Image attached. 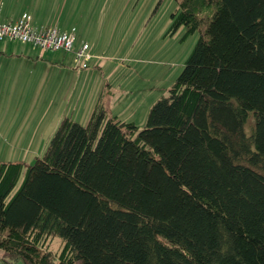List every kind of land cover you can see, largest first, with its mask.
I'll list each match as a JSON object with an SVG mask.
<instances>
[{
    "label": "trees",
    "instance_id": "obj_1",
    "mask_svg": "<svg viewBox=\"0 0 264 264\" xmlns=\"http://www.w3.org/2000/svg\"><path fill=\"white\" fill-rule=\"evenodd\" d=\"M172 19L201 34L143 128L97 104L34 163H0L5 264H264V0Z\"/></svg>",
    "mask_w": 264,
    "mask_h": 264
},
{
    "label": "rangeland",
    "instance_id": "obj_2",
    "mask_svg": "<svg viewBox=\"0 0 264 264\" xmlns=\"http://www.w3.org/2000/svg\"><path fill=\"white\" fill-rule=\"evenodd\" d=\"M38 1L42 5L47 0ZM178 3L179 0H48L42 11L57 17V21L63 17L60 24L64 30L68 24L80 26L96 57L89 61V68L79 73L72 67L62 74L56 71L57 80L48 84L44 77L34 89L13 78H3L5 68L13 72L16 66L24 76V65H18L20 61L12 57L14 52L9 48L20 54L19 48L29 44L0 42V48L6 50L0 75V163H34L45 153L65 117L85 125L98 103L120 119L135 121L143 128L151 107L168 95L201 34L197 30L184 37V26L171 32L172 14ZM65 54L74 60L72 52L65 51L49 52L46 57L53 60ZM46 70L50 77L54 69ZM61 246L59 239L51 241L53 250ZM0 264L5 263L0 259Z\"/></svg>",
    "mask_w": 264,
    "mask_h": 264
},
{
    "label": "crops",
    "instance_id": "obj_3",
    "mask_svg": "<svg viewBox=\"0 0 264 264\" xmlns=\"http://www.w3.org/2000/svg\"><path fill=\"white\" fill-rule=\"evenodd\" d=\"M22 1L23 0H1L0 7L3 10L1 11V9H0V13H1L2 20L8 21L11 18V16H13L14 18H17V17L21 16L23 13H29L33 16L34 21L37 23L58 25L59 27L63 28L60 24L61 21L63 20V17L59 18L58 19L59 21H57V19H56L57 17H55V16L52 17L49 14H47L46 12L42 11V7L44 6V4H46L48 2V0L45 1V3H43L42 5H41V1H38V0H32V1L28 0L26 2L24 1V3H22ZM20 4H23V6H19ZM44 20L52 21V23H45ZM67 26H68L66 28L67 30H69L70 28L71 29L74 28L77 32V41H76L77 47H79L84 42L89 43L87 38L84 37L85 36L84 30H81L80 26L76 27L75 25H72V24H68ZM63 29H65V28H63ZM0 42H2V41H0ZM7 43H10V42H7ZM13 43H16V42H13ZM13 43H10V44H13ZM28 44L29 45H24V46H21L19 48L20 54L15 53V50H16L15 48H13V47L9 48L10 52H14L12 57H15V59L17 61H20V62H18L19 63L18 65H24V66H22V67H25L24 76H23V73L21 71V68H18L20 70L19 71L17 69V66H16V68H14L13 72H11V71L8 72V69H6V68L4 69L5 56H3V55L6 54V50L4 48H0V75L2 73V70L4 69V71H3V75H4L3 78L4 79L5 78H13L15 80V82L20 81L21 85L28 84V87L31 86V88L34 89V88H36L35 85L36 86L39 85L41 79L44 77L48 78V84H50V82H52L54 80V78L57 80L56 76H58L59 74L54 77V74L56 73V71H58V73L62 74V72H64L65 69H67V67H72L74 70L78 71V73L84 70V69H78L76 64H75V61L73 59L68 58V56H66V54L61 56V57H56V58H53V60H50L48 57H46V55H47V53L54 52V51L41 50L40 48L35 47L34 45H32L30 43H28ZM89 52L92 56L91 59H94L96 57V55H95L94 49L92 48L91 44H90ZM73 57H74V55L72 52V58ZM48 67H52L54 69V71H52L53 74L50 75V77H49V74L47 75L48 71L46 69ZM50 74H51V72H50ZM58 79L60 80L61 77ZM59 82H61V80ZM29 83H30V85H29ZM3 100H4V98H3ZM3 100H2V102H3ZM108 112H109V110H108ZM109 114L114 115V113H110V112H109ZM116 116H118V115H116ZM4 162H6V161H4ZM16 162H19V161H16Z\"/></svg>",
    "mask_w": 264,
    "mask_h": 264
},
{
    "label": "built area",
    "instance_id": "obj_4",
    "mask_svg": "<svg viewBox=\"0 0 264 264\" xmlns=\"http://www.w3.org/2000/svg\"><path fill=\"white\" fill-rule=\"evenodd\" d=\"M0 41L30 43L45 51L73 52L78 69H87L92 56L90 45L84 42L76 46L77 32L73 28L64 30L58 25L41 24L34 21L29 13L3 21L0 13Z\"/></svg>",
    "mask_w": 264,
    "mask_h": 264
}]
</instances>
